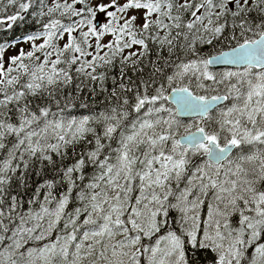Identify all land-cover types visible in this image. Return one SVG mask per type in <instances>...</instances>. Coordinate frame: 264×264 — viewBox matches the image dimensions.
<instances>
[{
    "label": "snow or ice",
    "instance_id": "snow-or-ice-1",
    "mask_svg": "<svg viewBox=\"0 0 264 264\" xmlns=\"http://www.w3.org/2000/svg\"><path fill=\"white\" fill-rule=\"evenodd\" d=\"M0 264H264V0H0Z\"/></svg>",
    "mask_w": 264,
    "mask_h": 264
}]
</instances>
